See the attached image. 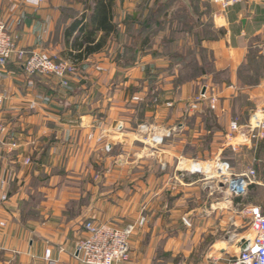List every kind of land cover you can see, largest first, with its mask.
Here are the masks:
<instances>
[{
	"label": "crops",
	"instance_id": "crops-1",
	"mask_svg": "<svg viewBox=\"0 0 264 264\" xmlns=\"http://www.w3.org/2000/svg\"><path fill=\"white\" fill-rule=\"evenodd\" d=\"M171 1L164 0L162 4ZM207 1L212 7V33L202 40L200 47L208 56L210 74L180 81L179 74L185 70L181 63L185 61L175 66L173 77L156 76L153 81L150 74H144L145 70V73L159 68L169 70L172 63L170 58L163 57L164 51L156 46L157 42L149 41L151 36L153 40L164 37L161 21L143 30L141 38L147 43L142 47L130 46L126 41L128 21L138 11L139 0H114L113 23L117 31L109 38L111 44L77 66L79 73L70 79L68 88L61 87L54 78L26 75L15 60L0 67V92L4 95L0 107L4 143L0 148V184L4 183V188H0V196H7L6 201L0 200V222L4 223L0 227V264H80L72 253L77 242L86 236L83 231L86 221L123 228L129 218L137 217L135 205L131 207L133 198L126 201L127 193L132 192L130 185L137 184L133 173L124 172L129 162L115 159L113 154L106 155L103 148L108 144L113 149L125 142L123 136L131 134L127 128L118 133L114 126L126 114L123 107L128 103L132 106L131 97L140 92L146 99L141 104L142 122L170 131L174 145L170 150L177 149L179 159L198 161L203 155L202 160L210 161L200 162L210 165L216 158L226 160V151L239 156L247 154V162L242 158L237 165L230 162V173L239 175L252 167L255 181L239 196L229 193L233 197L231 202L240 206L243 200H251L242 207L243 212L258 207L264 213V200L255 201L260 192L264 194V142L254 147L238 146L237 139L227 137L231 121L247 125L256 111H264V69L256 82L243 84V79L255 72L252 64H264V0H240L223 12L213 0ZM94 2L0 0V19L14 26L11 34L21 49L44 51L48 56L64 59L72 41L67 44L65 31L75 19L83 15L88 19ZM155 2L147 0L145 7ZM188 46L192 47L190 43ZM129 48L133 49L129 55L141 59L120 65L111 58ZM180 52L177 51V57H181ZM196 61L202 65L199 58ZM95 66L102 71L97 72ZM120 76L125 83L118 86L113 81ZM138 81H142L140 90L136 89ZM204 88L208 92L212 89L216 95L215 109L203 105L196 113L189 111L188 103ZM154 97L157 104L152 102ZM241 98L246 108L238 110L236 103ZM11 142L16 144L15 149L10 148ZM233 143L235 146H231ZM187 146L198 151L193 158L183 151ZM25 159L29 164H24ZM169 162L158 164L165 169ZM179 173L177 167V178L192 176ZM146 177L144 183L149 185L153 178ZM153 211L160 216L167 212ZM168 211L177 215L176 208ZM199 211L191 209L184 214L194 227V235L189 238L191 250H183L182 232L168 236L163 224L151 225L147 219L142 232L130 239L129 264H162L157 258L158 248H163L165 254H182L188 259L192 249L207 238L206 250L198 255L197 263L222 260L238 253L235 247L238 242L228 245L226 240L220 241L211 225L213 219L196 218L201 214ZM200 212L212 217L214 209ZM203 225L206 229L200 228ZM251 234L248 240H252L254 233ZM241 238L245 240V236H238ZM46 250L51 253L48 260L44 257Z\"/></svg>",
	"mask_w": 264,
	"mask_h": 264
},
{
	"label": "rangeland",
	"instance_id": "rangeland-1",
	"mask_svg": "<svg viewBox=\"0 0 264 264\" xmlns=\"http://www.w3.org/2000/svg\"><path fill=\"white\" fill-rule=\"evenodd\" d=\"M146 1L147 0H139L140 3L138 4V11L133 14L132 18L129 19L127 25L129 30L126 32L128 40L126 41H129L131 43L130 46L133 45V47H140L142 38H140L137 44H134L136 43V39L134 37L139 32L140 26L146 20L155 16L157 21H161L162 26H164L161 32L164 37L153 40L154 37L151 36L149 41L150 43L157 42L156 46L164 51L163 57L170 58L169 60H171L172 65L171 67H169V70H162L161 68H159L155 72L147 71L148 73H145V70L144 74H150L149 76L151 79H153V81H155L156 76L159 77L164 75L165 77H173L171 75L173 73V69H175V66L177 67V64H179L180 61H185L184 64L181 63L185 70L183 69L184 71L179 74L180 81H187L203 74H210L212 69L209 63V59H207L208 56L206 52L200 47L202 40L210 38V35L212 33V7L209 2L207 0H183L185 2L180 0H172L167 4H162L164 0H156L153 6L147 8L145 7ZM152 26L153 25L149 27ZM13 27L14 26H12L10 29L11 33H13ZM189 43L192 47L188 46ZM108 44H111L110 40H108L106 46H108ZM126 50L127 51L124 50L121 54L116 53V55L112 56L111 58L114 59L115 62L117 61L116 63H119L120 65H125L128 63L131 64V62H134L135 58L136 60L141 59V57L139 56L136 57L134 55H129L130 51H133L132 48L131 50L129 48V51L128 49ZM179 50H181V57H177V51L179 52ZM169 51H171V54ZM196 55L197 58L201 60L202 65L197 64L198 62L196 61ZM251 66L254 68L255 72L250 78L243 79V84H249L254 81L256 82V77L258 76V74H260V72L262 73L264 69V64L262 63L252 64ZM74 68L76 70L75 74L78 75V67ZM94 68L97 72L102 71L97 70V68L101 67L95 66ZM123 76L118 77L117 80L113 79V83L117 84L118 86L124 85L125 80L123 79ZM175 81L177 82V78L175 79ZM141 82L142 81H138V88H136L137 90H140L139 87H141L142 85ZM134 96L141 97L143 99L142 102L132 101V98ZM134 96H132L130 99V102L133 103L132 106L130 105V103H128L125 107H123L122 110L126 112V114H130H123V120L121 119L114 126L115 128L118 124H122L121 129L120 131H118V133H122L127 128L131 134L129 136H123L125 142H123L122 144H118L117 146H115V148L112 149L109 145V151H106L105 148L108 144H105L103 148V152L106 155L110 156L111 154H113V157H115V159L129 162V168H124V172L126 174L133 173L137 181L136 185H130L132 187L130 188L132 192L128 190L129 194L127 193L126 195V198L128 199L126 200L127 202L130 201V198H133L131 207L135 205L133 207V210L135 216H137L133 219L129 218L130 221L127 224L129 226L132 225L135 227L132 235L128 240L130 260L127 264L131 262L132 257L130 239L133 235H137L142 232V229L147 225V219L150 220L149 224L151 225L155 224L156 226L159 223L163 224V229H165L168 236H173V234L177 235L178 232H182L183 250H191L189 238L194 235V227L190 226L187 217L184 216V214L191 209L200 211H204L206 209H214L212 217H206V215H204L205 212L199 211V213L201 214L196 218L203 220H205V218L213 219V223L211 225L214 230L217 231V234L220 237V241L222 240L223 242L224 240H226L225 242H227L228 245H232L233 240L237 239L238 236L251 235L252 237L251 220L243 212L242 209V207H245L247 204H249L251 200H243L240 206H236L233 202H231V200H233V197H231L229 194V187L220 182V180L223 179H219L216 176L213 177V164L209 165L200 162L204 161V159H201L203 158L202 154L204 153H199L202 155V157L198 159L199 163L196 166V169H202V173L194 174L192 176H184L183 178H177V167L188 169V165H190V162L186 163V165L183 166L178 165V162H181V159H179L178 157L180 152H177V149L170 150L171 146L172 148L174 146L172 145V135L169 138L165 139L167 142L164 140L162 145H150L144 137H141V135L137 133L138 127L140 125H151L147 124L146 122H142L141 120L142 110L144 106L141 104L146 100L145 97L141 95V92L137 93ZM152 96H150L149 99H151ZM155 98L157 97L152 98V102L154 104H157V102H154ZM245 104L246 103H244L243 98H241V101L239 103H236V108L238 110L246 108ZM175 130L177 131V127L175 128ZM92 137L93 133L89 135L88 140L91 141ZM101 139H99V141ZM190 147L191 146H187L183 151L188 156H190L188 158H193L192 156L198 151ZM205 148L206 147H204L203 145L201 149L204 150ZM216 149L217 147L215 144L214 151H216ZM207 157L209 158V155L205 156V158ZM224 157L226 158L225 161H228L229 164L231 162L234 165H237L236 163L239 162L240 158L245 159V162H247L249 158L247 154H240L239 156L237 153H233L231 151H226L224 153ZM184 159L196 160L187 158ZM205 160L206 161L204 162L210 161V159ZM143 161L146 162L141 163ZM158 161L170 162L168 164V167H166L165 169H161ZM262 168V175H264V167ZM97 170V168H94L93 172L97 173ZM119 170H121V168H119ZM181 174L189 175L186 172H182ZM149 175L152 176L153 180L151 179L152 181L148 185L147 183H144V181L147 179L146 176ZM257 200L259 202H262L264 200L263 192H260L257 195L255 201L257 202ZM252 202H254V200H252ZM174 208L177 209V215H174L171 211H168ZM154 209H166L167 212L164 213V215L160 216L157 215L155 211H153ZM140 219L144 220V223L142 225H139ZM200 228L206 229L204 225ZM185 231H187L188 234H186ZM208 240L209 238L205 239L199 244L197 248L192 249L191 256L188 259H186V257H184L182 254H165L163 253V248H158L157 258H159V261H161L162 264H203L201 262L197 263L196 260L198 255L206 250L205 246L208 243Z\"/></svg>",
	"mask_w": 264,
	"mask_h": 264
},
{
	"label": "built area",
	"instance_id": "built-area-1",
	"mask_svg": "<svg viewBox=\"0 0 264 264\" xmlns=\"http://www.w3.org/2000/svg\"><path fill=\"white\" fill-rule=\"evenodd\" d=\"M43 0H35L40 3ZM240 0H213L218 4L223 12L231 3L239 2ZM11 25L0 19V67L4 68L11 60L20 66L24 73L28 76L52 77L56 79L59 85L63 88L69 87V81L76 74L73 65L54 59L44 52L26 51L17 46L13 36L11 35ZM101 71V68H97ZM212 89L208 92L206 88L200 91L189 102L188 110L196 113L201 106L206 105L208 109L213 110L217 104V97L213 94ZM4 95L0 92V107L3 103ZM142 98L134 96L132 101L142 102ZM154 102H158L155 98ZM122 124H118L114 130L120 131ZM3 126L0 123V148L4 145L2 139ZM137 133L144 137L150 145H162L164 140L171 136L170 131H161L156 127L148 125H140ZM227 137L231 140H236L238 146L254 147L259 143L264 142V111H256L247 125H239L236 120L231 121L229 125V133ZM10 148L15 149L16 144L11 142ZM235 146V144H231ZM110 146H106V151H109ZM24 164H29V160L25 159ZM190 162L188 169L180 168V173L194 175L202 172L195 167L198 165L197 160H183L179 166L186 165ZM210 164H213L214 176L221 178L222 184L229 187V192L232 195L239 196L247 190L255 181V171L253 168H248L244 173L233 175L230 173V164L221 158H216ZM190 166V167H189ZM212 177V178H213ZM0 188H4V183L0 184ZM2 202L7 200L6 194L0 196ZM251 220V231L254 233L252 240L248 241L247 249L242 253H236L226 259H211L204 264H264V213L258 207H251L244 211ZM144 223L140 219L139 225ZM4 223L0 222V227ZM134 226L127 225L119 228L108 224H96L93 221H86L83 226V231L86 236L84 239L77 242L75 245L72 257L80 264H127L130 260V249L128 245L129 237L134 231ZM241 239H235L233 242H239ZM51 256L50 250L44 253L45 259ZM186 264V263H183Z\"/></svg>",
	"mask_w": 264,
	"mask_h": 264
},
{
	"label": "trees",
	"instance_id": "trees-1",
	"mask_svg": "<svg viewBox=\"0 0 264 264\" xmlns=\"http://www.w3.org/2000/svg\"><path fill=\"white\" fill-rule=\"evenodd\" d=\"M94 5L89 10L88 19L85 15L74 20V22L65 31V40L67 44L71 41L69 50L63 54L61 61L77 67L89 57L105 49L111 35L116 33V25L113 23L114 0H94ZM158 24L155 16L146 20L134 37L136 43L141 38V33L145 28ZM98 34L100 36L98 37ZM147 43L142 40L140 47ZM249 187L247 188L248 191ZM237 202V201H236Z\"/></svg>",
	"mask_w": 264,
	"mask_h": 264
},
{
	"label": "water",
	"instance_id": "water-1",
	"mask_svg": "<svg viewBox=\"0 0 264 264\" xmlns=\"http://www.w3.org/2000/svg\"><path fill=\"white\" fill-rule=\"evenodd\" d=\"M235 247L237 248L238 253H242L247 249L248 241L242 239L236 244Z\"/></svg>",
	"mask_w": 264,
	"mask_h": 264
},
{
	"label": "bare ground",
	"instance_id": "bare-ground-1",
	"mask_svg": "<svg viewBox=\"0 0 264 264\" xmlns=\"http://www.w3.org/2000/svg\"><path fill=\"white\" fill-rule=\"evenodd\" d=\"M195 168H196V167H195ZM201 168H202V167H201ZM197 170L200 171V172H202V169H200V168H198ZM244 239L247 240V241H249L248 239H250V238H249V236H245Z\"/></svg>",
	"mask_w": 264,
	"mask_h": 264
}]
</instances>
